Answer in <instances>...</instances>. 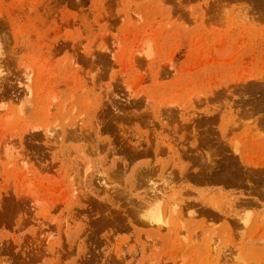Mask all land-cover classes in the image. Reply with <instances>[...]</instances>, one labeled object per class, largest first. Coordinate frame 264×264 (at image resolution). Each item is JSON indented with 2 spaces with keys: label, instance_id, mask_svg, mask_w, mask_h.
Returning a JSON list of instances; mask_svg holds the SVG:
<instances>
[{
  "label": "rangeland",
  "instance_id": "rangeland-1",
  "mask_svg": "<svg viewBox=\"0 0 264 264\" xmlns=\"http://www.w3.org/2000/svg\"><path fill=\"white\" fill-rule=\"evenodd\" d=\"M0 264H264V0H0Z\"/></svg>",
  "mask_w": 264,
  "mask_h": 264
},
{
  "label": "bare ground",
  "instance_id": "bare-ground-1",
  "mask_svg": "<svg viewBox=\"0 0 264 264\" xmlns=\"http://www.w3.org/2000/svg\"><path fill=\"white\" fill-rule=\"evenodd\" d=\"M212 162H213V161H212ZM210 163H211V162H210ZM213 163H214V162H213ZM210 169H211V168H210ZM156 213H157V212H156ZM150 215H151V214H150ZM158 215H159V213H158ZM158 215H157V216H158ZM157 216H156V217H157ZM159 216H160V215H159ZM152 217L154 218V216H152ZM152 217H151V218H152ZM158 218H160V217H158ZM151 220H152V219H151ZM157 220H160V219H157ZM153 222H154V220H153ZM158 222H159V221H158Z\"/></svg>",
  "mask_w": 264,
  "mask_h": 264
}]
</instances>
